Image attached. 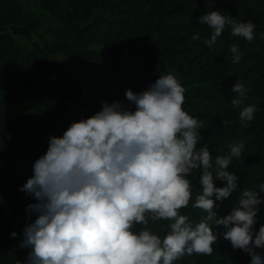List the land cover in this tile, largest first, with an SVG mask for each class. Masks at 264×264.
<instances>
[{
  "label": "clouds",
  "instance_id": "1",
  "mask_svg": "<svg viewBox=\"0 0 264 264\" xmlns=\"http://www.w3.org/2000/svg\"><path fill=\"white\" fill-rule=\"evenodd\" d=\"M199 22L213 29L209 47L226 25L232 36L254 39V23L237 22L219 10L201 15ZM230 52L238 63V46ZM185 91L173 74L160 76L142 92L125 90L128 105L102 101L100 111L49 138L46 153L19 189L38 201L26 209L36 218L23 229L20 247L30 249L24 264H174L185 255H212L218 235L249 254L251 264H264L254 250L264 248V224L254 229L264 184L258 191L242 190L232 210L218 215L217 201L238 187V176L228 169L241 157L244 142L229 144L228 154L215 157L213 169L208 146L197 148L203 122L183 109ZM232 91L238 98L231 103L240 107L248 89L237 81ZM255 111V105L240 111L245 127ZM197 169L202 170L200 190L192 207L206 215L193 222L180 210L192 198L188 177ZM216 180L224 186L217 187ZM161 220L169 222L163 238L149 227Z\"/></svg>",
  "mask_w": 264,
  "mask_h": 264
},
{
  "label": "trees",
  "instance_id": "2",
  "mask_svg": "<svg viewBox=\"0 0 264 264\" xmlns=\"http://www.w3.org/2000/svg\"><path fill=\"white\" fill-rule=\"evenodd\" d=\"M105 1L102 0L94 21L83 25L90 17L88 11L86 17H83L85 13L82 8L87 5L94 9L99 5V0H42L43 6L61 21L62 27L55 33L52 42L44 41L40 52L46 59L41 61L35 51L19 45L13 38L12 34L22 31H9L12 24L21 23L17 18V7L7 0H0V58L5 72L14 70L25 76L48 77L53 71L50 65L52 57L58 53L74 55L79 64L73 71L62 68L52 85L45 84L32 97L23 101L13 99L11 106L14 110L26 112L35 124L38 121L47 122L51 130L63 131L66 124L83 118L84 108L91 112V116L94 108L100 111L102 101L118 100L128 105L125 90L131 89L139 93L149 88L160 76L173 74L186 89L183 109L203 122L200 132L207 136L210 146L240 140L237 132L228 124L223 126L221 122L212 120L213 109H210L209 104L204 105V100L211 96L223 97L232 104L231 101L238 98V94L232 91V86L237 81L248 89L247 98L240 107L234 108L231 105V111L239 114L243 107L255 105L254 117L257 116L259 122H264V13H261L264 7L255 16L250 0H233L240 5L239 10L232 13L235 14L232 18L237 22L254 23V39L249 42L242 37L232 36L231 27L226 25L216 43L209 47L206 42L211 39L213 29L196 25L192 14L207 6H218L226 0H157L149 13L145 8L146 0H121L110 8L105 7ZM152 11L155 12V19H152L150 25L147 18L154 14ZM116 24L121 25L119 30L115 29ZM37 26L34 23L29 28L36 31ZM197 34L200 39L193 40L192 37ZM170 35L173 36L172 40H168ZM5 39L12 42L8 44ZM94 42L102 43L104 51H89L88 46ZM146 42L148 45L143 50H136L138 44ZM233 44L238 46L242 54L238 63L232 62L230 47ZM214 45H220L221 51L216 52L212 58L207 56L201 61H195L197 49L212 48ZM170 68L175 69V72ZM66 75L73 79L72 84ZM74 84L84 88L86 99L77 98L71 93V86ZM70 100L81 102V106L73 105ZM130 107L134 110V105ZM2 125L12 131L5 123ZM47 148L48 145L37 146L28 151L18 148L17 143L13 147L0 146V168L2 165L9 167L10 163L15 164L16 161L33 167L35 160L45 154ZM239 163L241 164L233 169H228L238 176L237 189L229 198L217 201V212L221 217L236 205L242 190L258 191L259 185L264 184V136L258 141L257 149ZM201 173L202 170L197 169L188 177L193 185L192 198L188 207L180 210L182 215H188L193 222H198L201 215H206L200 209L192 207L195 196L199 194ZM215 184L217 187L224 186V182L220 180H216ZM19 189L9 186L4 192L22 197L25 192ZM259 195L264 200V192ZM29 204L33 203L23 199L18 212L32 222L36 216L26 211ZM258 207L263 210L264 203ZM256 219L254 229L258 232L264 224V214L257 215ZM168 223L161 220L153 225L150 221L149 227L163 238L168 231ZM140 227L138 225L137 230ZM24 228L13 225L8 231L10 235L13 232L23 234ZM216 231L222 233L224 229L221 226ZM217 242L231 245L223 235H218ZM254 250L264 257V248ZM197 262V259L192 258L177 264H251V257L239 249L222 248L205 261Z\"/></svg>",
  "mask_w": 264,
  "mask_h": 264
},
{
  "label": "rangeland",
  "instance_id": "3",
  "mask_svg": "<svg viewBox=\"0 0 264 264\" xmlns=\"http://www.w3.org/2000/svg\"><path fill=\"white\" fill-rule=\"evenodd\" d=\"M13 3L18 10L17 18L21 21L20 24L14 23L9 28L10 33L14 29H22L19 33H14L13 38L16 42L28 49L35 51L36 55L41 61H45L46 57L42 56L40 50L44 46V41L52 42L55 38V33L61 29L62 23L53 14H51L44 6L42 0H7ZM121 0H106L104 5L106 8L117 4ZM163 2H171L174 0H161ZM102 0H99V5L90 9L87 5L84 6V16L86 17L87 11L89 12V17L82 24L86 25L94 21V18L99 13L101 8ZM157 0H146L145 8L149 13V9L155 7ZM239 3L233 0H226L218 6H207L202 11L192 14L196 25L200 24L201 27H209L206 24H201L199 22V17L213 10L221 11L222 15L235 16L232 14L239 10ZM250 7L253 14L256 16L260 10L264 7V0H250ZM153 12V11H152ZM153 15L147 18L150 25H152V19H155V12ZM261 13H264L262 11ZM34 23L38 26L35 30L31 31V27ZM121 28L120 24H116L115 29L119 30ZM173 36H168V40H172ZM9 44L12 40L5 39ZM148 45V42L141 43L136 46L137 51H141ZM88 50L94 53H99L104 51V45L100 42H94L88 46ZM221 51L220 45H214L212 48L203 47V49H197L195 55H197L196 62L205 59L207 56L211 58L214 54ZM3 60L0 58V146L13 147L17 143L18 148H23L26 150H31L37 146H47L49 138L51 136H62L63 132L68 128L70 124H66L63 127V131L51 130L47 122L38 121L35 124L29 114L26 112H19L14 110L11 106L12 100L17 99V101H23L27 97H32L35 95L39 88L44 87L45 84L52 85L53 81L59 76L60 71L64 68L66 71H73L79 64L74 55L67 53H58L52 57L50 65L52 66V73L48 77H37V76H25L17 73L14 70L10 72H5L3 70ZM172 72L175 69L170 68ZM67 76V75H66ZM68 78V76H67ZM70 84L74 81L68 78ZM71 93L75 97L80 99H86L87 94L84 88H80V85L74 84L71 86ZM111 103V99L108 101ZM73 105L81 106V102H76L70 100ZM209 104L211 112V119L214 121L222 122V120L230 121L228 126L233 128L240 137V141L244 142V148L242 150V155L239 159L233 158L232 165L229 169H233L238 166L239 162L243 161L248 155L257 149L258 141L264 136V122L258 120V117H254L251 121H248V126L245 127L239 118V114H235L231 111V105L223 97L211 96L204 100V105ZM135 107V106H134ZM98 108H94V113L97 112ZM101 110V109H100ZM99 111V110H98ZM83 118L90 116L91 112L86 108L83 109ZM40 120V118H37ZM41 122V124H39ZM5 123L12 129V131L7 130ZM13 131L15 134H13ZM202 140L198 143L197 148L207 145L210 153L213 157V169L215 168V157L217 155H226L229 152L228 145L233 142H225L220 144L211 145L208 142V138L202 132H200ZM9 167L2 165L0 168V264H24L27 258V254L30 251L28 248H21L24 236L23 234H17L13 237L9 234L8 228L13 225L25 227L27 223H30L25 216H21L18 210L22 206L23 199L29 201L30 203H37L38 201L31 195L24 193L22 197H16L9 195L4 192L9 186H15L21 188L27 181L30 175L33 174V167L22 163L21 161H16L15 164L10 163ZM196 170L193 171L195 173ZM192 173V174H193ZM264 214V209L259 210L257 215ZM222 248H232L230 244L217 242L213 245L214 255L219 249ZM207 255L193 254L192 256L185 255L181 259L174 261V264L178 262H185L189 259H197V263L205 261L207 258L211 257Z\"/></svg>",
  "mask_w": 264,
  "mask_h": 264
}]
</instances>
